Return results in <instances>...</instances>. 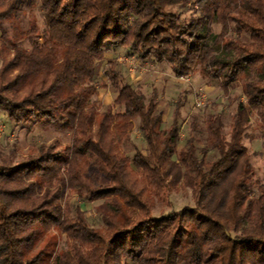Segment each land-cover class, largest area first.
Listing matches in <instances>:
<instances>
[{
	"label": "trees",
	"instance_id": "16d2710c",
	"mask_svg": "<svg viewBox=\"0 0 264 264\" xmlns=\"http://www.w3.org/2000/svg\"><path fill=\"white\" fill-rule=\"evenodd\" d=\"M123 49L240 88L229 131L210 113L180 148L187 93L166 126L156 91L106 62ZM110 87L117 111L96 99ZM0 111L72 132L17 162L16 143L0 148V264H264V182L245 145L254 118L264 154V0H0ZM179 188L194 205L153 216ZM77 200L99 204V225Z\"/></svg>",
	"mask_w": 264,
	"mask_h": 264
},
{
	"label": "rangeland",
	"instance_id": "374dc122",
	"mask_svg": "<svg viewBox=\"0 0 264 264\" xmlns=\"http://www.w3.org/2000/svg\"><path fill=\"white\" fill-rule=\"evenodd\" d=\"M107 61L117 62L118 71L122 72L121 83H131L139 88L148 100L153 91L157 93V99L164 111V121L166 126L173 121V103L181 93H187L185 106L182 108L180 116L181 124V143L180 148L185 146L186 140L191 135L190 124L197 119L198 129H202L209 114L222 113L226 124V132L229 131L232 117L236 108V100L241 95L242 90L237 88L226 96L219 87L208 84L204 81L199 71H195L189 77L176 78L168 63L154 65L141 63L135 57H128L126 51L119 50L117 54H109ZM104 79L103 77L101 78ZM202 98L203 104L198 107L197 100ZM102 110H119L115 106L116 91L113 88L100 89L96 97ZM252 129L249 132L250 138L245 141V145L252 153V163L255 167L257 177L264 182V154L259 153L261 148L260 128L258 122L252 119ZM136 129L132 133L131 140L140 150H144L145 143L142 135ZM72 132L63 128L61 125L39 121L30 122L27 125H17L10 121L4 112L0 111V148L7 150L8 146L16 143L14 149V160L26 159V155L31 150V146L42 143L51 144L58 140L61 144L71 143ZM128 150V149H127ZM131 154V153H130ZM76 198L75 194H73ZM77 199V198H76ZM78 201V200H77ZM80 202V201H78ZM87 213L89 219H95L99 225L97 207L99 204L80 202ZM194 201L190 190L179 188L171 192L169 197L159 200L154 204L153 216L160 217L172 214L186 206H193Z\"/></svg>",
	"mask_w": 264,
	"mask_h": 264
},
{
	"label": "built area",
	"instance_id": "2783aa9c",
	"mask_svg": "<svg viewBox=\"0 0 264 264\" xmlns=\"http://www.w3.org/2000/svg\"><path fill=\"white\" fill-rule=\"evenodd\" d=\"M202 104H203L202 98L199 97V99L197 100V104L196 105L198 107H200V106H202Z\"/></svg>",
	"mask_w": 264,
	"mask_h": 264
}]
</instances>
